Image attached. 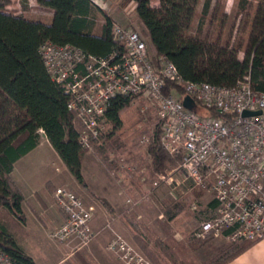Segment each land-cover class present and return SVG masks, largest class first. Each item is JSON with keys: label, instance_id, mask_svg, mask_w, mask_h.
<instances>
[{"label": "trees", "instance_id": "1", "mask_svg": "<svg viewBox=\"0 0 264 264\" xmlns=\"http://www.w3.org/2000/svg\"><path fill=\"white\" fill-rule=\"evenodd\" d=\"M128 1L136 4L140 25L134 28L147 41L150 54L163 55L174 62L185 80L234 87L249 76L253 89L264 92V0H239L238 14L252 7V16L244 27L247 36H242L238 43L231 36L225 40L203 36L205 18L213 0H205L196 34L189 30L201 0ZM154 1L158 4L154 5ZM37 2L54 9L50 23L27 16L29 0H21L23 11L17 13L7 10L11 0H0V208L6 207L22 221L26 219L23 209L26 198L12 172L15 163L39 144L40 130L45 132L75 179L87 186L83 173L87 150L79 142L84 124L69 108V94L50 75L40 47L46 42L59 46L71 44L96 56L124 49L113 36L115 22L112 16L92 0ZM174 86L182 92V86L173 81L169 82L166 91ZM209 113L219 115L214 110ZM105 122L107 129L101 135L103 142L95 151L111 172H116L118 164L110 160V153L112 150L121 153L120 147L131 141L136 149H149L156 171L166 170L181 160L180 155L173 156L162 148L158 128L155 139L140 145L139 138L143 134L151 135V129L139 113L134 97L122 94L114 97ZM202 192L196 189L174 199L166 206L167 217H175ZM216 205L214 200L213 206ZM131 223L135 240L146 256L156 261L159 253L148 247V241L145 243L144 240L149 239L135 222ZM252 243L248 240L230 243L208 263L227 264ZM0 248L17 263L36 264L2 224Z\"/></svg>", "mask_w": 264, "mask_h": 264}, {"label": "built area", "instance_id": "2", "mask_svg": "<svg viewBox=\"0 0 264 264\" xmlns=\"http://www.w3.org/2000/svg\"><path fill=\"white\" fill-rule=\"evenodd\" d=\"M112 31L124 49L105 56L88 54L71 44L46 42L40 47L50 75L69 94L68 106L84 124L79 137L82 148L95 151L103 142L105 115L114 97L132 96L134 103L149 100L156 107L157 120L150 128L151 135L139 138L140 145L155 139L158 128L162 148L180 155L181 160L157 173L140 197H149L161 184L181 196L194 189L208 191L217 205L195 229L199 239L224 236L254 242L264 237V92L253 89L249 76L234 87L185 80L174 62L150 54L147 41L134 27L115 22ZM171 81L182 86V92L178 86L167 92ZM186 95L194 98V109L184 105ZM210 110L219 115L210 114ZM246 110L260 113L244 115ZM147 154L152 161L150 151ZM110 155L119 166L129 167L124 159ZM133 170L135 167H129L127 171ZM123 178L120 173V180ZM53 197L65 219L50 236L60 242L76 240L78 249L89 244L97 235L91 227L96 204L87 203L66 186L55 188ZM127 202L132 205L141 199L132 196ZM193 207L197 209L198 204L194 202ZM115 219L110 217L105 228L114 231ZM106 247L124 264H153L118 232ZM0 264L20 263L0 248Z\"/></svg>", "mask_w": 264, "mask_h": 264}, {"label": "rangeland", "instance_id": "3", "mask_svg": "<svg viewBox=\"0 0 264 264\" xmlns=\"http://www.w3.org/2000/svg\"><path fill=\"white\" fill-rule=\"evenodd\" d=\"M204 2L205 0H201L199 3L198 14L196 15L193 24L189 30V33L191 34H196L198 32L199 24L202 18ZM32 3L34 5L32 10L28 13V16L34 20H42L46 23H50L53 18V15H51V10L45 8L43 5L41 6L40 3L38 4L36 0H32ZM107 3V9L111 10V12L121 11L122 14L123 12L126 13L127 21L128 23H130V26L136 27L140 25L138 23L135 11L136 4L134 2H130L128 0H107ZM153 4L157 5L158 3L154 1ZM8 6H10L9 8H12L13 11H19L22 8L20 0H11V3ZM250 8L252 9V7ZM250 8L247 9L245 12L238 14L237 11L239 9V0H213L210 11L205 18V23L203 26V36L208 37L209 39L221 37L222 40H225L231 36L232 39L235 40L236 43H238L242 36H247V32L244 27L245 24L251 20L252 13H250ZM100 19H102V16H100ZM243 54L244 53L241 52L240 55L243 56ZM135 104L138 107L139 113L144 117L149 127L151 128V126L154 125L157 120L156 107L151 104L149 100L145 99H142ZM198 109L201 108L199 107ZM41 135L45 136V133L42 130H40V138ZM132 143L133 141L127 143V145L125 146L123 145L122 147H120L121 153H116L112 150V154L116 159H124L127 167L129 165V167H135L136 170L129 172L127 171L129 167L123 168L124 166L121 167L118 165V169L116 170V172L112 173L101 162L96 151L87 150L84 159L85 161L83 164V173L85 175L86 182L89 185V191H87V189L79 183V187H76L74 185L65 186L80 195L81 197L85 198L86 202L93 204L95 202L99 203V201L97 200V198H93L91 193L92 189H96V187H94L93 180H91V176H94V174H97L98 172L100 175L103 176L105 180H107V184L111 188H121L122 185L119 183V181H117V179L120 178V173H123L125 177L126 181L125 183L123 182L124 185H128L129 188L131 187V185H135L137 178L142 179L141 177L146 178L145 181L143 179L141 180L142 184L144 186L149 187L151 181L156 179V174L165 170H154L152 164L153 161H150L149 157L147 156V152L149 151V149L146 147H143V149H136L133 147ZM24 160H26L24 161V166H28V169L31 168L36 170L40 174L41 180L45 179L46 181L47 179H49V177H51L53 181L56 182L57 179H59L57 175H62V170L60 168V165L62 166V163L59 157L56 156L54 151H52V149H50L48 145H44L43 143L40 149H38V151L31 154ZM143 168H147L148 170H146V172H142L141 169ZM55 176L57 178H55ZM117 182L121 186H119ZM170 192L171 188L168 187V185L166 184H161L156 190H152L150 196H147L146 198H141V194L139 195L136 194V192L134 193L133 191L129 190L128 195L130 196L128 197L133 196L134 200L141 199V202L132 205L127 202V207L125 208L124 213L127 212L136 214L140 210H145L147 212L146 216L148 218L155 219L156 217H158L159 214H165V207L174 200L172 199ZM213 198L214 196L211 192L203 191L197 198H195V201L189 203L188 206H186V208L183 210V215L192 214L194 215L197 221L193 232L190 233L191 236L193 235L195 238H199L194 233L195 229H197V227L199 226V223L204 217V215L208 216L210 214L211 211L209 212V209H207L206 206L207 203ZM194 202L198 204L197 209L193 207ZM4 212L6 215H4ZM25 215L28 216V227L24 226V221L14 217V215H12L6 207H2L0 209V222L3 223V225L9 229L8 231L10 233L14 234L17 237V242L22 247H25L27 250H29V252L38 261V264H50L52 261H54L60 256V251L58 250L57 245L62 242L53 239L50 236V230L47 231L44 229H38L36 224H34L32 220H30V215L27 213L26 210ZM139 222L142 223L140 220ZM164 223L165 222L156 223V221H153V223L149 224L150 236H155L157 234L156 230L158 229H162V233H165L167 235L172 233V227L170 225H165ZM177 225H179L182 229L181 222L180 224H174V228L177 227ZM113 232L115 235V232L117 231L114 229ZM123 232L122 233L125 234L124 236L128 239V241L133 243L145 255H147L145 250L139 246L138 241L133 240L128 236L132 234V232H129V230L127 229L125 231L123 230ZM214 238L217 237L210 236L204 238V240H193L195 242L196 247L194 250L195 252L193 254L192 250H189V253H187L186 248L182 247L181 245H178L181 249V252H179V254L182 256L173 251V249H171L170 246H168V244H166L162 240H157L158 242H161L160 245H156L154 241L149 242L148 247L150 249H154L156 252L159 253V257L158 259H156V261L155 259H152L153 264H209L208 262L212 258L217 256L230 243L237 242L229 240L226 237H221L223 238V240H212ZM153 240H155V237L153 238Z\"/></svg>", "mask_w": 264, "mask_h": 264}, {"label": "crops", "instance_id": "4", "mask_svg": "<svg viewBox=\"0 0 264 264\" xmlns=\"http://www.w3.org/2000/svg\"><path fill=\"white\" fill-rule=\"evenodd\" d=\"M92 1L95 2L102 9H104L108 15L112 16L114 22L121 23L124 26H130V23H128L127 21L126 13L123 12L122 14L121 11L111 12V10L107 9V6H106L108 5L107 0H92ZM20 4L22 5L21 0H20ZM33 5L34 4L32 3V0H29V9L26 11L27 16H28V13L32 10ZM9 7L10 6L7 7V10L10 12L17 13V12L23 11V7L19 11L18 10L13 11L12 8H9ZM44 7L51 10V15L54 14L53 8L46 7V6ZM100 21H103V19H100ZM42 143L44 145H48V147H50V149L54 151L56 156L59 157L62 163V166L60 165V168L62 170L61 171L62 175H57L59 179H57L56 182H54L51 177H49V179H47L46 181L45 179L41 180L40 174L36 170L31 169V168L28 169V166H24V161H26L24 159H26L31 154L38 151ZM12 175H13L14 180L21 187L25 195V198H26L25 203L23 205V209L25 208L24 212L25 210L27 211V213L30 215V220H32L33 223L36 224L38 229H41V230L44 229L47 231L50 230L51 232L56 227H58L65 219V212L63 211V209L59 206V204L56 202V200L53 197L54 189L57 188L58 186L74 185L76 187H79V184L82 185L75 179L73 174L66 167L65 163L63 162V160L61 159L57 151L53 148V146L49 142L46 134L45 136L41 135L39 144L34 149H32L27 154L22 156L15 163V168L12 172ZM55 178L57 177L55 176ZM139 179L140 178H137L135 185L133 184L129 188L128 185H124L126 181L125 177L122 180H120L119 178L117 179V181H119V183L122 186L117 182V184L121 186V188L119 187L118 189L117 187L111 188L107 184V180H105L103 176L99 174V172L97 174H94V176H91V180H93L94 182V187H96V189L91 190V193H92L93 198H97V200L99 201V203L95 202L96 210H95L94 217L91 221V227L94 231L97 232V235L89 244H87L86 246H83L81 249L76 248V244H77L76 240L71 241V242L59 243L57 245V248L60 251V256L54 261H52L50 264H90V263L92 264H124V262L119 257H117L115 254L110 253L106 247L108 242L111 240V238L114 235L113 230L109 228H105L107 220L112 216L116 217L113 223V228L117 232L122 234L123 236L125 235L123 233H126V232H123V230L125 231L127 229L129 230V232H132V234L128 236L132 238L133 240H135L134 227L131 223L133 221L139 226L143 234H145L146 237L149 239V240H144L145 243L146 241H148V244H149V242L154 241L156 245H160L158 244L157 240H162L166 244H168V246H170V248L173 249V251H175L177 254L181 252V249L179 248L178 245H181L182 247L186 248L187 253H189V250H192V254H193L196 248L195 242L193 240H204V239L195 238L193 235L192 236L190 235V233L193 232L196 226V223H197L194 215L192 214L183 215L182 213L184 211H181L175 217H173L172 219H169L167 215L165 217L166 213L164 211L165 214H159L158 217H156L155 219H152L146 216L147 212L145 210L143 211L140 210L136 214L127 213V212L124 213V210L127 207V201H126L127 197L130 196L128 195L129 190L133 191L134 193L136 192V194H139V195L143 194L145 190V186L142 184L141 179L140 181ZM83 187L86 188L87 191H89L88 184L87 186H83ZM195 191L196 190H193V192ZM170 193H171L172 199H178V198L183 197L181 196L180 192H175V193L170 192ZM101 200H104L105 202H102ZM213 203H214V199L210 200L207 203L206 207L207 209H209L208 210L209 212L211 211V209L214 208ZM4 215H6L5 212H4ZM14 217L16 216L14 215ZM139 220L142 223H140ZM152 220L154 222L156 221V223L165 222L164 223L165 225H170L172 227L171 229L172 233H170L171 235L162 233V229H158L156 230L157 234L151 237L149 234L150 232L149 224L153 223ZM180 222L182 223V229L180 228L179 225H177V227L174 228V224L175 225L180 224ZM24 223H25L24 226L28 227V216H26ZM0 224L3 225V223L1 222ZM7 230L9 229L7 228ZM12 235L17 241V237L14 234ZM154 237H155V240H153ZM221 237H224V236H217V238H214L212 240H223V238ZM23 248L30 256L34 258L36 264H38V261L29 252V250H27L25 247ZM227 264H264V237H262L261 239L257 241H254L249 248H247L241 254L236 256L233 260H231Z\"/></svg>", "mask_w": 264, "mask_h": 264}, {"label": "water", "instance_id": "5", "mask_svg": "<svg viewBox=\"0 0 264 264\" xmlns=\"http://www.w3.org/2000/svg\"><path fill=\"white\" fill-rule=\"evenodd\" d=\"M184 105L189 108V109H194L195 108V100L193 97H191L190 95H186L184 97ZM260 113L259 111H250V110H246L244 112V115H252V114H258Z\"/></svg>", "mask_w": 264, "mask_h": 264}]
</instances>
